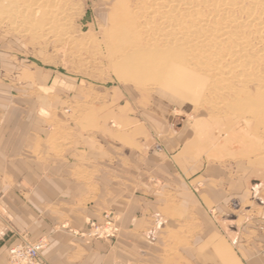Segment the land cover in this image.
Masks as SVG:
<instances>
[{"label":"rangeland","instance_id":"rangeland-1","mask_svg":"<svg viewBox=\"0 0 264 264\" xmlns=\"http://www.w3.org/2000/svg\"><path fill=\"white\" fill-rule=\"evenodd\" d=\"M8 2L18 20L2 24L6 15L0 16V127L35 138L17 141L19 148L12 152L17 181L30 164H64L68 180L100 183L69 189L76 198L92 194L89 205L77 207L82 215L95 216H77L79 230L70 220L60 221L54 232L112 246L123 228V188L103 189L107 174L97 167L112 171L114 183H134L141 170L145 187L133 192L171 197L174 179L183 180L185 146L203 153V162L218 156L224 166L244 163L250 168L248 185L264 186V0ZM127 16L157 38L154 54L160 55L167 40L165 50L175 58L162 76L130 78L123 70L124 38L112 35L113 24ZM145 38L140 31L131 37L139 45ZM38 117L45 126H37ZM195 163L201 165L199 159ZM202 187L201 181L190 185L186 180L189 195H198ZM15 192L30 201L29 190ZM34 207L38 219L41 207ZM0 215L8 219L7 206H0ZM107 223L112 233L106 239L95 232ZM24 239L44 240V251L51 241L48 236Z\"/></svg>","mask_w":264,"mask_h":264},{"label":"crops","instance_id":"crops-1","mask_svg":"<svg viewBox=\"0 0 264 264\" xmlns=\"http://www.w3.org/2000/svg\"><path fill=\"white\" fill-rule=\"evenodd\" d=\"M44 122L41 117L35 121L39 127L45 126ZM1 128L0 172L4 175L0 177V191L8 192L0 196V206H7L8 219L0 217V264H7L9 250L27 242V236L51 237L49 248L41 253L42 264H264V196H260L264 186L260 182L255 187L248 185L250 168L244 163L224 166L218 156H207L208 161L203 162V153H192L185 146L179 172L185 183L175 178L171 197L150 198L132 191L145 187L141 170L135 173L134 183L126 179L114 183L117 180L113 181L112 171L97 167L107 174L103 180L108 184L103 189L123 188V228L112 246L86 244L68 232H54L53 227L70 220L72 228H82L77 206L81 202L89 205L92 194L76 198L69 189H88L100 183L68 180L69 167L64 164H30L17 181L16 162L10 161L15 158H11L12 152L18 147L17 141H33L34 134ZM198 159L201 165L195 163ZM186 180L190 185L203 183L198 195L187 193ZM16 188L29 190L30 201L17 198ZM33 205L41 207L38 219L32 215L37 212ZM91 214L88 211L82 216L92 219L95 215Z\"/></svg>","mask_w":264,"mask_h":264},{"label":"bare ground","instance_id":"bare-ground-1","mask_svg":"<svg viewBox=\"0 0 264 264\" xmlns=\"http://www.w3.org/2000/svg\"><path fill=\"white\" fill-rule=\"evenodd\" d=\"M154 6L155 5H153L152 12L154 11ZM26 9L27 8H24L23 10L24 13L26 12ZM170 9H172V12H175L173 7H171ZM47 12H51V10L49 9ZM171 14L173 15L175 13H171ZM2 15H6V17L4 16L2 17L3 18L1 20L2 24L7 23L6 21L7 18L11 20L10 24H14L18 20L16 9L15 11L11 10V8L9 7V2L7 3V0H0V16ZM36 15L37 12L34 11L32 13V17L35 18ZM20 21L22 20L20 19ZM113 25H114L113 26L114 31L116 29V31L112 35L113 38L114 39L118 38L121 41H122L121 37L123 36L124 38L123 62L125 60V63H123V70L128 71L130 78H140L152 74H155L157 76H162L163 74H165V71L169 68L170 63L174 62V58H175L174 54L171 53L170 50L168 51L165 50L167 49V43H166L167 40L163 41V46L161 47V49H159L160 55H158L159 53L154 54L155 51L158 52L156 48L158 46V40L157 38L152 37L150 34H148L147 25L137 24L132 16H127L124 19H121L120 21L114 23ZM138 31L146 34V38L144 39V41L140 42V45L138 44V42L137 43L132 42L131 39L134 33ZM154 44L155 46H153ZM146 56H148L147 60L143 61L142 59L145 58ZM159 56H162V59ZM160 59L162 60L161 63L159 62ZM249 107H253V104H249Z\"/></svg>","mask_w":264,"mask_h":264},{"label":"built area","instance_id":"built-area-1","mask_svg":"<svg viewBox=\"0 0 264 264\" xmlns=\"http://www.w3.org/2000/svg\"><path fill=\"white\" fill-rule=\"evenodd\" d=\"M111 228L107 223L105 227H102L101 232L98 229L95 233L103 235L107 239L111 236ZM45 248L44 240H38L34 243H19L9 250L7 264H40V256Z\"/></svg>","mask_w":264,"mask_h":264}]
</instances>
